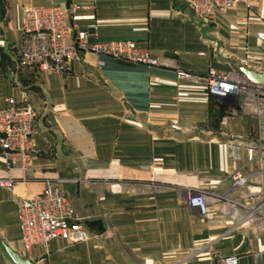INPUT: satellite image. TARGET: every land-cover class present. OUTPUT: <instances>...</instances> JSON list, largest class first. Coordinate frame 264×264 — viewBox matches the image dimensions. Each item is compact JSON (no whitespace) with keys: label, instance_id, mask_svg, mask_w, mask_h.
I'll return each mask as SVG.
<instances>
[{"label":"crops","instance_id":"0c3cea01","mask_svg":"<svg viewBox=\"0 0 264 264\" xmlns=\"http://www.w3.org/2000/svg\"><path fill=\"white\" fill-rule=\"evenodd\" d=\"M50 5H75L72 23L94 26L90 41L129 42L157 64L90 50L64 72L0 79V109L13 97L39 115L27 166L0 150V181L11 180L0 184V264H264V85L237 68L264 72V0L211 20L176 0H0L6 40L20 41L26 7ZM176 68L234 71L247 85L217 97ZM49 178L64 181L89 238L25 249L17 201ZM195 194L204 213L189 204Z\"/></svg>","mask_w":264,"mask_h":264},{"label":"built area","instance_id":"2783aa9c","mask_svg":"<svg viewBox=\"0 0 264 264\" xmlns=\"http://www.w3.org/2000/svg\"><path fill=\"white\" fill-rule=\"evenodd\" d=\"M176 1L186 5L196 17L211 20L215 13H225L237 4L249 7L252 0ZM75 9V5L26 7L20 23L21 38L14 43L6 40L0 16V54L10 56L13 61L10 66L0 62V79L7 75L13 78L21 69H31L38 73L64 72L75 56L81 51L90 50L104 51L130 63L157 64V60L151 59L146 52L136 50L129 42L116 41L99 45L90 41L89 35L93 33L94 26L84 29L75 27L72 23ZM257 37L264 40V32H258ZM176 74L179 78L202 83L209 94L217 97L235 94L247 85L245 81H239L234 71L209 68L205 74L197 75L176 68ZM5 102V107L0 109V150L17 157L22 165L27 166L34 152L32 139L38 127V112L27 101L8 97ZM225 121L226 117H223L221 124L224 125ZM232 178L239 186L246 181L245 175L241 173H234ZM0 184L10 187L11 180H1ZM189 204L201 213L206 210L205 198L201 194L190 196ZM17 217L20 242L25 249L46 246L55 239L73 244L89 238L88 232L76 218L61 179H46L39 193L20 198L17 201ZM222 263L238 264V257L226 256Z\"/></svg>","mask_w":264,"mask_h":264},{"label":"water","instance_id":"95a60500","mask_svg":"<svg viewBox=\"0 0 264 264\" xmlns=\"http://www.w3.org/2000/svg\"><path fill=\"white\" fill-rule=\"evenodd\" d=\"M237 68L239 72L250 82L255 84H264V72L255 71L249 67L242 64H238ZM21 264H31L25 260H19Z\"/></svg>","mask_w":264,"mask_h":264}]
</instances>
